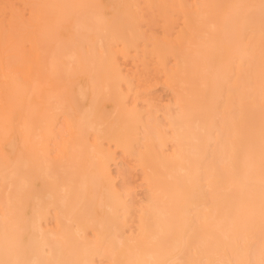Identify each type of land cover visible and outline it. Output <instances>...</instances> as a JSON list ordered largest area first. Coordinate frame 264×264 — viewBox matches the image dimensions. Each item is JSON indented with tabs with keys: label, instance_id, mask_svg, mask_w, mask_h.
<instances>
[{
	"label": "bare ground",
	"instance_id": "6f19581e",
	"mask_svg": "<svg viewBox=\"0 0 264 264\" xmlns=\"http://www.w3.org/2000/svg\"><path fill=\"white\" fill-rule=\"evenodd\" d=\"M99 258L264 264V0H0V264Z\"/></svg>",
	"mask_w": 264,
	"mask_h": 264
},
{
	"label": "rangeland",
	"instance_id": "374dc122",
	"mask_svg": "<svg viewBox=\"0 0 264 264\" xmlns=\"http://www.w3.org/2000/svg\"><path fill=\"white\" fill-rule=\"evenodd\" d=\"M124 62H127V61H122V64H124L122 66L125 68V70L132 68V64L130 63V61H128L127 63H124ZM170 62H173V59L172 58H170ZM126 64H127V66H126ZM163 85L164 84H162L161 82H158L154 86V88L152 90V94L155 95V96H157L156 99H158L157 100L158 101L157 103L159 104V107L158 106L157 107H158V110L159 111H157L156 114L158 115V117H159L160 120L162 118L161 121H163V120L165 121V119L163 117V113L166 110V107L164 106V104L165 103H167V104H173L174 101H175V93H173L174 91L169 86H165V85L163 86ZM209 87H211L210 89H208L210 96L213 98V100L214 99L215 100H218L219 99V96L217 94L218 93L217 85L212 83V84H210ZM129 99L130 100L132 99V95H129ZM162 100L164 102L161 103ZM211 116H213V117H217L218 116V108H217L216 105L213 106V107H211ZM117 155H118L117 161H116V163H114L112 165V170L115 173V176L117 178L116 179L117 185L121 186V184L123 183L122 181H124L123 180L124 177H122L121 172L124 171V170L126 171L127 168L128 169L130 168V172H131V179L130 180L132 181L131 187H129L130 188V191H132V192H130V195L133 193V195H131V196L134 199L136 198L135 200H137L138 202L141 201L140 203L143 204V202H145V200H146V194H145L146 193V187H145V185L143 183V179L141 177L142 176V173H141L140 169L138 167L136 168L134 166H130L132 164L130 163L131 161H130V158L129 157H127V156H125L123 154L121 155V153H118ZM123 175H124V173H123ZM133 176H134V178H133ZM139 182H141V183H139ZM127 190H129V189H127ZM130 195H128V196L131 197ZM97 262L99 264H106V262H105V260L103 258H99L97 260Z\"/></svg>",
	"mask_w": 264,
	"mask_h": 264
}]
</instances>
